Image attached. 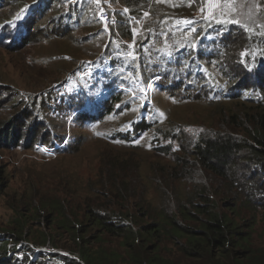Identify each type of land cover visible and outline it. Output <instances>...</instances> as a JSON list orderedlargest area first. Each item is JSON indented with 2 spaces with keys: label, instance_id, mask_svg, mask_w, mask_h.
I'll return each instance as SVG.
<instances>
[{
  "label": "trees",
  "instance_id": "obj_1",
  "mask_svg": "<svg viewBox=\"0 0 264 264\" xmlns=\"http://www.w3.org/2000/svg\"><path fill=\"white\" fill-rule=\"evenodd\" d=\"M111 1L116 10L115 23L109 25L110 32L117 29L121 41L135 37L131 55L124 49V42L111 41L107 34L109 29L103 28L105 25L97 18L90 0L21 3L17 12L0 21V27H9L13 40L9 51H16L30 43V31L38 26L42 28V17L51 11L53 15L49 20L55 27L59 24L64 30L69 27L66 31L84 28L86 37L96 43L95 50L87 49L88 57L70 73L77 71L80 65H106L102 74L96 72L76 79L74 89L86 86L89 93L80 102L92 101L74 108L77 102L74 98L70 100L71 92H63L60 95L63 102H60L58 85L52 84L43 91L44 95L40 94L41 107L32 113V121H29V113H23L22 121L28 124L38 117L51 116L49 110L53 103L58 105L60 114L70 108L73 115L81 116L101 99L104 94L100 92L105 91L104 108L88 118L97 123L120 109L132 108L127 99L139 102L129 92L113 86L129 87L136 95L140 93L139 86H145L152 76L161 73L164 79L159 87H168L169 95L183 87L190 98L207 97V103L219 109L221 121L225 122L228 117L229 122L155 128L153 148L169 161L164 169L152 167L153 172H161V175L152 180L155 184L150 183L154 193L151 198L147 197L145 184L141 188L140 164L125 154L109 153L100 159L103 173L96 190L75 185H70L69 189L68 181L62 180L42 193L29 182L32 189L24 195L23 210L16 209L20 211V219L27 220L30 213L37 218H50L52 223L70 233L76 253H70L72 257L47 258L52 264H174L178 257L191 264H264V243L261 246L252 243V223L245 226L248 232L243 230V222L230 216L217 202L219 194L228 195L233 190L234 194L241 193L253 209L256 199L264 201V18L259 22L256 19L242 21L227 14L204 17L201 21L208 19L207 31L211 35L204 33L196 37L185 60L164 56L163 68H160V51L152 52L149 47L158 41L171 40L177 25L196 19L191 12L192 1ZM254 1L256 14L264 15V0ZM172 51L181 52V49L173 47ZM97 56L96 62H90ZM106 68H114L115 72L110 73ZM67 75L59 82L65 81ZM221 104L243 108L239 113H229L228 107ZM137 113L141 117L139 121H130L133 128H115L107 133L108 138L124 144L137 141L163 117L160 114L155 119V110L148 106H142ZM51 119L56 120V117ZM16 125L7 121L0 123V149L29 147L38 151L35 145H43L58 156L74 152L81 143L71 133L56 135L53 127L47 131V137L39 138L44 129L32 124L19 128H15ZM238 174L243 176V185L239 184ZM0 186H4L2 177ZM61 187L66 189V194L59 190ZM85 192L91 197L86 198ZM261 209L264 211V207ZM95 228L99 231L93 236L91 232ZM107 235L123 239L122 253L100 244ZM1 237L0 264H36L8 260V242L13 241L11 249H14L17 238L10 239L9 233L6 238ZM96 242L98 245L94 248ZM147 243L152 245L146 246ZM167 245L171 247L168 255L161 252Z\"/></svg>",
  "mask_w": 264,
  "mask_h": 264
},
{
  "label": "rangeland",
  "instance_id": "obj_2",
  "mask_svg": "<svg viewBox=\"0 0 264 264\" xmlns=\"http://www.w3.org/2000/svg\"><path fill=\"white\" fill-rule=\"evenodd\" d=\"M33 1L0 0V21L4 18H10L17 12L21 3ZM191 1L194 6L191 12L196 19H188L180 26L177 25L172 32L171 40L165 39V43H163L164 41L162 43L158 41L149 47L152 52L160 51V68H163L162 58L164 56L185 60L188 56V48L195 43L196 37L202 36L204 33L207 36L211 35V32L207 31L208 19L205 18L201 21L204 17L227 14L231 17L240 18L242 21L256 19L259 22L264 18V15L256 14L254 0ZM106 2L105 5L109 7L110 21L103 28L109 29L107 34L111 41L124 42L126 45L124 49H128V54L131 55L134 49L135 37L132 35L129 39L121 41L117 29L114 28L110 32L109 25L115 23L114 11L116 6L111 0H106ZM123 9L125 11L126 8ZM50 15L52 16L53 12H46L41 19L42 28L38 26L30 31V43L16 51H9L10 49H8L13 45V40L10 39L9 27H0V123L13 122L17 124L15 128L29 124L36 125L45 130L42 131V137L39 138L47 137V131L50 132L51 127H53L56 129V135L65 136L71 133L81 141L74 152L58 156L51 153V151H47L48 148L43 145L41 146L42 149H38V151L29 147L0 149V177L4 180V186H7L6 188L0 186V194L2 193L0 195V236L4 239L6 234L9 233L11 235L10 239L17 238L14 249H11V242L13 241L8 242L7 259H18L21 262L27 261L36 264L39 262L41 264H52L47 259L51 257H72L70 253H76L77 248L74 247L70 233L52 223L50 218H37L30 213L27 215V220L20 219L18 213L20 211H16V209L20 207L23 210L24 195L32 189L29 182H33L35 190L42 193L51 184L62 180L68 181L69 189L70 185H75L80 189L96 190L98 189L97 182L101 180L103 173V167H100V159L105 154L121 153L132 158L135 163L140 164L141 188L145 184V188L148 189L147 197L151 198L154 193L150 183H154L152 180L161 175V172H153L152 167L157 166V169H164L166 162L169 161V158L159 155L153 148L156 144L153 141L155 128H181L186 127L184 124L199 126L208 125L210 122L219 121L221 124L229 122L228 117H226L225 122L221 121L217 113L219 109L214 108L212 104H208L207 97H197L196 100L190 98L188 93L183 91V87L169 95L168 87H159V83L164 79V75L161 73L152 76L145 86H139L140 93L136 95L133 93L135 91L129 87L113 86L112 88L117 87L129 92L139 102L129 98L127 101L130 105L132 104V108L120 109L97 123L90 122L88 118L91 115L98 114L104 108L105 91L100 92L104 94L101 99L89 107L81 116L78 114H74V116L70 108L60 114L58 105L53 103L49 110L51 116L46 115L44 119L38 117V120L28 124L23 122V113H29V116L31 114L29 121H32V113L35 114L41 107V102L38 99L40 94L47 91L52 84L58 85L57 100L60 102H63V99L60 100V95L63 92H71L70 100L74 98L77 102L74 108L82 103L92 101L80 102L89 93L86 92V86L74 89L76 79L96 72L102 74L106 67L103 63L94 67L80 65L77 71L70 73L82 62V59L88 57L86 55L87 49L95 50L96 43L86 37L84 28L76 31H66L69 27L66 30L62 28L61 24H59V27H55V24L49 20ZM63 31H66V33H63ZM176 33L180 38L176 37ZM14 39H17V36H14ZM173 42L174 44H172ZM173 47L180 48L181 52H173ZM98 57H95V59L89 58L92 59L90 62H96ZM106 70L110 73L115 72L114 68H106ZM65 75H67L66 80L59 82ZM137 103H139V106H137ZM120 105L121 103H116L117 107ZM221 105L222 107H228L229 113H239L240 109L243 108V106H228L229 104ZM142 106L153 108L156 112L155 119L157 115H163L158 124L155 125V122L150 127V131H147L137 141L129 144H124L118 139L108 138L107 133L115 131V128H133L130 121H139L141 116L139 117L137 112ZM144 114L143 112L142 115ZM71 116H74L73 120H71ZM52 117H56V120L51 119ZM80 133L81 135H79ZM128 147H135V149H129ZM238 177L240 178L239 184L243 185V181H241L243 176L238 174ZM4 188L5 191H3ZM59 190L66 194V189L63 187ZM225 190L228 192L226 187ZM232 192L228 195H225L226 193L224 195L219 194L218 206L238 222H243V230L245 231H247L245 226L251 222L252 243L261 246L264 243V211L261 209L264 207V201H257L256 199L254 206L257 209H253L241 193L237 195ZM84 196L86 198L91 197L87 192ZM230 207H233V209H230ZM98 231L99 229L95 228L91 233L94 236ZM121 242H123V239L120 236L107 235L104 236L100 244L104 248L107 247L108 250L116 249L117 252L122 253ZM97 245L96 242L94 248ZM151 245V243L146 244V246ZM169 250H171V247L167 245L162 247L161 252L168 255ZM177 260L173 263L191 264L181 259V257H178Z\"/></svg>",
  "mask_w": 264,
  "mask_h": 264
},
{
  "label": "built area",
  "instance_id": "obj_3",
  "mask_svg": "<svg viewBox=\"0 0 264 264\" xmlns=\"http://www.w3.org/2000/svg\"><path fill=\"white\" fill-rule=\"evenodd\" d=\"M92 3L97 18L104 24L108 25L110 21L109 7L105 5L106 0H90Z\"/></svg>",
  "mask_w": 264,
  "mask_h": 264
},
{
  "label": "clouds",
  "instance_id": "obj_4",
  "mask_svg": "<svg viewBox=\"0 0 264 264\" xmlns=\"http://www.w3.org/2000/svg\"><path fill=\"white\" fill-rule=\"evenodd\" d=\"M37 149H42L41 146H36ZM47 151H51V149H47Z\"/></svg>",
  "mask_w": 264,
  "mask_h": 264
},
{
  "label": "snow or ice",
  "instance_id": "obj_5",
  "mask_svg": "<svg viewBox=\"0 0 264 264\" xmlns=\"http://www.w3.org/2000/svg\"><path fill=\"white\" fill-rule=\"evenodd\" d=\"M125 11H127V9H125ZM145 15H147V13Z\"/></svg>",
  "mask_w": 264,
  "mask_h": 264
}]
</instances>
